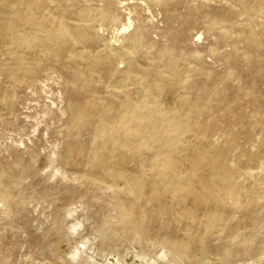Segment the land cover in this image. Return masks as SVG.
Here are the masks:
<instances>
[{"label": "bare ground", "instance_id": "6f19581e", "mask_svg": "<svg viewBox=\"0 0 264 264\" xmlns=\"http://www.w3.org/2000/svg\"><path fill=\"white\" fill-rule=\"evenodd\" d=\"M129 1L0 0V127L15 144L0 158V219H10L0 224V253L31 204L65 201L50 212L57 230L35 240L56 254L74 240L71 264L110 255L104 264H140L158 247L168 264L258 256L264 235L256 242L251 226L261 220L255 199L264 188V0H224L222 9L147 0L163 7L173 43L195 29L212 40L184 67L174 45L149 42L157 51L138 79L132 73L149 33L142 25L128 32L132 15L120 25L119 6ZM234 4H245L246 19L230 40ZM45 140L46 161L61 163L77 184L53 190L39 182ZM91 207L111 212L98 235L78 244ZM69 218L80 221L67 230Z\"/></svg>", "mask_w": 264, "mask_h": 264}, {"label": "rangeland", "instance_id": "374dc122", "mask_svg": "<svg viewBox=\"0 0 264 264\" xmlns=\"http://www.w3.org/2000/svg\"><path fill=\"white\" fill-rule=\"evenodd\" d=\"M175 1H179V0H175ZM251 1L252 0H248L247 2H251ZM195 2H196V4L203 3V4H205L206 7H210V8H214V9H222L226 5V1H224V0H197ZM128 3L130 4L129 6H126L124 4L119 6L120 7V14L122 17L121 21H120V25L121 24L127 25V23H128L127 18H129L132 15L131 17H132V21L134 23L132 25L133 27L131 26L132 28H130L128 30V32H131L137 25H142L146 28L147 32L149 33L148 43L146 42V46L143 48V51L140 54H138L137 58H136L137 69L132 73L133 74L132 76L134 77V79H138L142 76L141 71L143 69L147 68V64H148L147 57L150 54L157 51L156 48H152L148 45L149 42L158 43V45L163 47V48L171 47L174 45L176 47L175 52L177 54L181 55V57H182L179 65L181 67H184L185 65H187L188 63L191 62V60L189 61V59L191 58V55L196 54L198 51H204L206 49V46L209 45L211 40H212V36H209L204 29H202V30L195 29V30H192L190 32V35H189L187 41L183 42L180 39H177L173 43L170 40L169 36L166 35V32L169 29V25L165 19L164 9L160 4H158V3L152 4L147 0H141V1L130 0L129 2H127V4ZM137 4L140 5L142 8H140V7L135 8L134 6ZM131 6H133V7L131 8ZM232 7L236 13V18H235L236 23L231 28L230 40H233L234 38H236L239 27L241 26V24L246 19V15L244 12L245 4H234V5H232ZM127 8H129V10ZM146 10L148 13L146 12ZM125 11L127 13H125ZM180 11H184V8L183 7L180 8ZM126 14H128L129 16ZM136 17H137V21L135 20ZM144 19H146V20H144ZM204 20H209V18L207 17ZM150 22H151V24H150ZM176 27H178L177 24H176ZM200 32L203 33V36L199 39V36L197 34ZM114 36L115 35L110 36L111 40H112V37H114ZM195 36H197V37H195ZM194 39H197L199 41L194 40ZM193 40L195 41L194 42L195 44L194 43L192 44ZM112 41H114V38ZM120 41H122V40H120ZM116 43H118V42H116ZM227 48L230 49L231 47L228 46ZM208 61L210 62L211 59L209 58ZM123 65L125 66V64H122V63L120 64V66H123ZM121 68H125V67H121ZM48 95L50 96L51 94H48ZM39 117H41V115H39ZM33 129H34L33 127L30 128L31 132L33 131ZM12 138H13V132H11L9 130H4L2 127H0V155H1L0 158L5 157L8 154V151L10 150L11 146L15 145ZM53 140H54L53 141V152H54V146H55L54 143L56 142V139L54 138ZM45 141L43 143V147H42V151H41L42 152L41 153L42 156L40 159L41 162H39V164H38L40 172H41V175L39 177V182L43 186H47L53 190H61L64 187H68V186H72L74 184H77L76 182L72 181L71 179L64 178L63 173L65 171V168L61 165V163L53 162V164H52V163H49L48 161H46L47 156H49L50 153H52V150H51L52 149V143L47 141V140H45ZM56 143H58V142H56ZM5 149H7V150L5 151ZM43 156H45V157L43 158ZM59 171H60V174H59ZM71 183H72V185H71ZM248 187H253L252 183L248 182ZM259 196L260 197L255 199V201L257 203L256 204V211L258 214L261 215V220L258 224L251 226L252 228H254V231H257V233H258L256 240H255L256 242H260L262 240V236L264 235V188L261 190ZM242 200L245 203L247 202L246 197H242ZM58 204H59V207H57V205H53L50 207L46 206V205H39L36 208H35L34 204H31L29 210L26 213L22 214V216H19V218L16 220L14 231L8 232L6 234V251H3L2 253H0V256L5 254L6 257L9 260H11L10 261L11 264H48L50 262H53L54 264H67V263L69 264L70 262H68L66 258H68V256H69V254H68V251L70 250L69 246L74 245L73 244L74 240L71 241L72 244L71 243L66 244L62 248V251H60V253H58V254H56L57 252H55V251L46 250L40 244L41 242H37V240H35L36 236L37 237L40 236V237H42V239L45 238V236L48 235V232L51 229H53L55 231L57 230V224H55L54 220H52V218L50 216V212L51 211L54 212L57 209H59L60 207L62 208L63 206L68 205V202L63 201V202H60ZM77 205H79V204H76L74 206L77 207ZM81 208L82 207H79V211H81ZM90 209L92 210V212ZM88 210H90V211H88ZM108 211L111 212V209L109 208ZM108 211L107 210H101L97 207H91V208H88L86 211H84L85 216H81V217L78 216V217H80L81 220L84 221V226L79 227L80 231L77 234H75V237L78 238V242H77L78 244L84 240H87L89 238H94L96 235H98V232L96 231V229L98 227L97 225L100 221V218L103 215H105ZM91 214H93V215H91ZM75 218H77V217H75ZM75 218L74 219L69 218L68 221L65 223V228L67 230L69 229L70 226H72L74 223H76L75 221H77V222L80 221V219L75 220ZM85 221H87V222L85 223ZM8 222H10V219L6 218L4 216L2 219H0V224H2V225H6ZM92 235H93V237H92ZM138 249H139L138 247L137 248L135 247L133 249V251L131 250L132 252L129 251V257L133 256V253L135 256V254H136L135 252H138L140 250V249L139 250ZM161 250L165 251L166 248H164V247L153 248L152 254L150 253L151 256H149V258H148L149 260L147 261L145 259L137 258L138 263H140V264H162V263L168 264L167 258L162 260L159 257L161 252H163ZM108 257L104 258L102 256H98V259L102 264H104L107 261L106 259ZM109 258H114V257L110 255ZM210 258H211V260H214L215 255L211 254ZM165 262H167V263H165ZM223 262H224V264H231L226 260H224ZM235 264H264V250L258 256H248V255L242 256Z\"/></svg>", "mask_w": 264, "mask_h": 264}]
</instances>
